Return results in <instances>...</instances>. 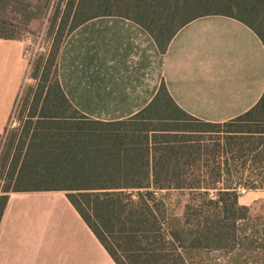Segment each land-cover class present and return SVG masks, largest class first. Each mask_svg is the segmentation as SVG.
Masks as SVG:
<instances>
[{"label": "trees", "instance_id": "16d2710c", "mask_svg": "<svg viewBox=\"0 0 264 264\" xmlns=\"http://www.w3.org/2000/svg\"><path fill=\"white\" fill-rule=\"evenodd\" d=\"M55 1L51 50L32 77L40 85L24 100L21 132L0 151L8 169L0 224L11 193L64 192L115 264H264V213L240 204L241 190L264 191V93L249 112L212 124L182 111L162 83L132 118L100 122L71 106L58 79L62 45L93 19L132 21L162 55L183 27L208 16L239 21L264 46V0ZM53 2L0 0V39L21 41L8 9L28 23ZM175 194L188 198L179 212Z\"/></svg>", "mask_w": 264, "mask_h": 264}, {"label": "crops", "instance_id": "0c3cea01", "mask_svg": "<svg viewBox=\"0 0 264 264\" xmlns=\"http://www.w3.org/2000/svg\"><path fill=\"white\" fill-rule=\"evenodd\" d=\"M25 49L22 41L0 39V151L27 74ZM58 79L71 106L92 120L132 118L164 83L186 114L225 124L261 99L264 46L239 21L208 16L183 27L162 55L137 24L101 17L65 40ZM260 195L264 191L247 192L241 205L251 207ZM0 264L115 263L64 192H22L9 195L2 217Z\"/></svg>", "mask_w": 264, "mask_h": 264}, {"label": "rangeland", "instance_id": "374dc122", "mask_svg": "<svg viewBox=\"0 0 264 264\" xmlns=\"http://www.w3.org/2000/svg\"><path fill=\"white\" fill-rule=\"evenodd\" d=\"M22 1L32 2L33 4H35L36 2V0H22ZM56 3L57 1L54 0V2L50 5V8H49L50 11L48 15L44 19H40V18L33 19L32 21L28 23H25L22 20H20V16L14 14L11 9H8V11H6L3 14V17L6 20L18 26L20 32L16 33V36L19 38V40L25 43V48L30 54L29 60L32 61L31 66L28 65L25 82H24L19 100L16 104V107L10 119L8 130L4 136L5 141L7 140L8 137H10V135L12 136L15 132L16 133L21 132L22 127L25 123L24 120L26 117V113L23 112L24 100L30 94L31 90H35V88L38 85H40V78H38L37 80H34L32 77H33V73H34L36 66L40 63L41 60H44L42 62L43 64L45 63L46 59L49 56V52L51 50L52 40L48 37L47 33H48L49 26H50L49 24L50 18L52 19L55 13L56 5H57ZM61 15H62V11H60V14L58 15L56 27H58L60 24ZM69 26L70 24L68 23L65 28L66 31L69 29ZM51 71H52L51 74H53V69ZM40 74L41 72L39 73V75ZM41 76L42 75H40V77ZM219 134H220L219 136L223 138L225 136V130L224 129L220 130ZM217 135H214V136H217ZM200 137L204 138L205 136H200ZM4 156H5L4 153H2V155L0 156V189L4 185V182L6 183L5 178H7V175H8L7 174L8 169L6 168L7 166L3 168ZM244 195H242L240 204L246 203V201L243 199ZM260 196H261V199H259L257 202H255L250 207V211L253 216H261L264 213V199H263L264 197H262V195ZM187 199L188 198L186 195L181 196V195L175 194L173 203L171 204L173 207H175V210L179 212L182 208V205L187 201Z\"/></svg>", "mask_w": 264, "mask_h": 264}, {"label": "built area", "instance_id": "2783aa9c", "mask_svg": "<svg viewBox=\"0 0 264 264\" xmlns=\"http://www.w3.org/2000/svg\"><path fill=\"white\" fill-rule=\"evenodd\" d=\"M30 54H29V52L25 49V52H24V58L27 60V62H28V65H30L31 66V60H29L30 58ZM246 193V191L245 190H241V194L242 195H244Z\"/></svg>", "mask_w": 264, "mask_h": 264}]
</instances>
